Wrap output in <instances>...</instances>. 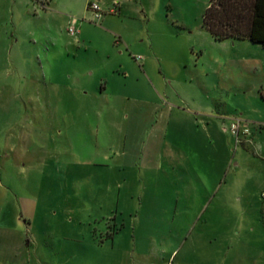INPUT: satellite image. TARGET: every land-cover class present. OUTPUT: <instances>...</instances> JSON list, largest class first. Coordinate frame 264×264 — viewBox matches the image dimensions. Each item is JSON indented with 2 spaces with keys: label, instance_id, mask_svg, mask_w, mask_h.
<instances>
[{
  "label": "rangeland",
  "instance_id": "obj_1",
  "mask_svg": "<svg viewBox=\"0 0 264 264\" xmlns=\"http://www.w3.org/2000/svg\"><path fill=\"white\" fill-rule=\"evenodd\" d=\"M84 1L59 0L57 10L79 18ZM123 3L118 28L139 46L137 54L160 59L153 80L145 75L123 91L119 115L40 106L36 99L51 83L39 60H17L18 68L0 60V87H9L0 102H10L0 116L6 110L21 118L0 124V142L5 134L9 144L0 145V264H264V47L217 41L204 26L210 0ZM226 76L249 93L242 106L250 140L188 141L192 161L171 166L166 153L178 141L130 104L165 109L201 101V86ZM22 84L27 92H19ZM13 203L20 228L5 225Z\"/></svg>",
  "mask_w": 264,
  "mask_h": 264
},
{
  "label": "crops",
  "instance_id": "obj_2",
  "mask_svg": "<svg viewBox=\"0 0 264 264\" xmlns=\"http://www.w3.org/2000/svg\"><path fill=\"white\" fill-rule=\"evenodd\" d=\"M95 2L101 9L100 17L90 9V4ZM58 4L59 0H38V5L32 0H0V60H14L15 68H18L17 60L30 57L39 60L40 75L51 83V86L47 85L45 97L39 94L36 99L40 106L46 103L51 107L73 104L83 108H113L119 115L124 100H127L123 91L140 77H151L155 59L160 57L147 51L137 54L139 46L118 28V22L124 24L126 20V3L120 6L118 0H85L79 18L59 13ZM65 9L68 11L69 7ZM70 27H74V34L70 33ZM259 57L264 58V52H259ZM255 61L259 64L258 59ZM214 70L217 71L212 68L210 72ZM210 72L205 70V73ZM24 86H19L20 93L27 92ZM200 89L201 101L196 98L183 100L180 107L163 109L160 105L137 100L130 104L131 111L135 115L140 112L141 120L152 122V126L162 121L167 133L165 137L178 141L176 149H168L166 153L173 167L186 168L187 162L196 155L192 150L189 152L188 141L194 145L202 140L217 144L218 140L231 137L238 143H244L243 139L250 140L251 132L239 140L230 130L236 119L249 127L247 112L242 106L250 98L248 91L236 88L234 79L227 76ZM8 90V85L0 87V99ZM256 91L260 89L256 88ZM257 92L256 99L259 98ZM262 92L264 97L263 89ZM9 106L10 102L1 101L0 111ZM6 110L0 116V124L21 121L17 115L6 117ZM101 113L99 111V117L105 118ZM3 136L0 145L9 146L5 144L6 135ZM19 146L15 145V149ZM209 154L207 151L206 155ZM153 161L159 162L156 152ZM19 208L13 203L12 212L4 213L7 227L20 228L22 213Z\"/></svg>",
  "mask_w": 264,
  "mask_h": 264
},
{
  "label": "trees",
  "instance_id": "obj_3",
  "mask_svg": "<svg viewBox=\"0 0 264 264\" xmlns=\"http://www.w3.org/2000/svg\"><path fill=\"white\" fill-rule=\"evenodd\" d=\"M204 26L217 41L249 40L264 47V0H210Z\"/></svg>",
  "mask_w": 264,
  "mask_h": 264
},
{
  "label": "built area",
  "instance_id": "obj_4",
  "mask_svg": "<svg viewBox=\"0 0 264 264\" xmlns=\"http://www.w3.org/2000/svg\"><path fill=\"white\" fill-rule=\"evenodd\" d=\"M90 9L92 11H94L98 17H100L99 13H100L101 9H100L98 3H96V2L91 3ZM69 31L71 34H74L75 33L74 27H70ZM230 130L239 140H240V137L242 135H249L251 132L250 128L248 126L243 125L242 122L240 120H237V119L231 123Z\"/></svg>",
  "mask_w": 264,
  "mask_h": 264
}]
</instances>
